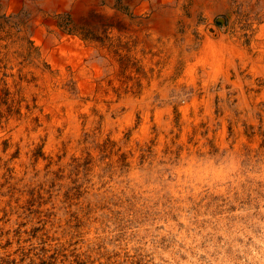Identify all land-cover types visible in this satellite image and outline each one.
Listing matches in <instances>:
<instances>
[{
	"label": "clouds",
	"instance_id": "clouds-1",
	"mask_svg": "<svg viewBox=\"0 0 264 264\" xmlns=\"http://www.w3.org/2000/svg\"><path fill=\"white\" fill-rule=\"evenodd\" d=\"M233 4L240 27L150 38L195 63L180 85L89 99L49 87L45 56L8 84L0 264H264V147L244 135L264 117V0Z\"/></svg>",
	"mask_w": 264,
	"mask_h": 264
},
{
	"label": "rangeland",
	"instance_id": "rangeland-1",
	"mask_svg": "<svg viewBox=\"0 0 264 264\" xmlns=\"http://www.w3.org/2000/svg\"><path fill=\"white\" fill-rule=\"evenodd\" d=\"M54 1L57 0H51L52 3ZM147 1L74 0L61 11L56 9L57 3L50 5L44 0H19L18 11L10 12L16 0H0V84H3L0 87V107L4 109L0 112V119H4L5 114L9 117L20 115L18 105L23 98L13 97L8 84L37 81L39 73L31 77L25 75L29 70L26 65L34 57H47L44 67L55 76V84L49 87L60 86L74 92L79 84L83 96L107 101L110 92L114 95L118 91L127 94L145 83L155 87L157 81L164 78L180 85L192 77L188 67L180 71L184 61L181 51L173 54L171 49L165 51L153 47L149 43L150 38L163 37L175 44L184 39H200V31L196 29L201 25L207 31L209 26L212 27L215 34L220 29L244 24L231 4L233 0L227 2L229 6H219L220 0H210L209 6L196 8L191 3L181 10L152 1L149 8L144 9L143 3ZM186 16L190 20L184 18ZM43 27L47 37L39 39V30ZM71 36L95 50L94 55L84 60L87 63L85 74L73 63L67 64L63 71L61 66L54 65L53 58L45 51L48 48L53 52ZM245 44L251 45V38L247 35ZM88 83L95 86L94 96L85 91ZM257 100L258 107L264 106V101L259 100V93ZM244 135L251 147H264V117H261L258 126L246 128Z\"/></svg>",
	"mask_w": 264,
	"mask_h": 264
},
{
	"label": "bare ground",
	"instance_id": "bare-ground-1",
	"mask_svg": "<svg viewBox=\"0 0 264 264\" xmlns=\"http://www.w3.org/2000/svg\"><path fill=\"white\" fill-rule=\"evenodd\" d=\"M22 0H20L21 2ZM44 1H47L49 2V4H53V3H57L56 5V9H60L61 11H63L64 8H67L69 7L73 2L74 0H57V1H54L53 3L51 2V0H44ZM153 2L154 4H165V5H169V6H172L173 9L176 8V10H181V8L183 6H188L190 5L191 3L193 4L192 6L193 7H206V6H209L210 5V0H149L145 3H143V7L144 9H148L149 8V5H150V2ZM229 0H220V2L218 3V5H223V6H229L228 5V2ZM231 4L234 6V4L231 2ZM18 5H19V0H16V3L13 4V7L10 9V12H17V8H18ZM201 5V6H200ZM55 10V9H54ZM178 13V12H177ZM209 12L207 11V14ZM178 15H181L180 13H178ZM174 16V15H173ZM182 17V16H181ZM186 18L187 20H190L188 19V17H184ZM94 21V20H93ZM214 27V26H213ZM208 31L206 30L205 27H203L201 30H200V36L202 37L204 35L205 32H211L213 33L214 32V29L212 27L209 26V28H207ZM46 29L43 27L42 29L39 30V35H38V38L41 39L42 37H47L46 35ZM36 33V32H35ZM104 37V36H103ZM53 40V39H52ZM68 40V39H66ZM196 40H199V39H196ZM195 41V40H194ZM253 43V40L251 39V44ZM104 46V45H103ZM101 47V46H100ZM47 52V54L50 55L51 58H53V62H54V65L57 66L58 68H60V66L63 68V71L66 70V65L69 64V63H73V65L75 67H77L78 69L81 70V73L82 74H85L86 73V65L87 63H85V59L89 58L90 55H94L95 54V50L93 49L92 46H88L86 45L84 42H82L79 38L77 37H69V40L64 42V45H58L54 50L53 52H50L49 49L47 48L45 50ZM50 52V53H48ZM115 54V53H114ZM181 57L184 61L190 59L189 56H185L183 54V51H181ZM115 60V59H114ZM199 61H196V63H198ZM188 69H189V72H190V75H194V72H195V63H191V64H188L187 65ZM134 69V68H133ZM64 74H66V72H64ZM58 76V75H57ZM123 78V77H122ZM57 79V78H56ZM60 79V78H59ZM63 82V81H62ZM119 82V81H118ZM89 86H86V92L91 95V96H94V90H95V86L93 85H90L89 83L87 84ZM61 90H65V89H62ZM119 90V89H118ZM108 97L109 98H113L115 97V95L110 92L108 93Z\"/></svg>",
	"mask_w": 264,
	"mask_h": 264
}]
</instances>
